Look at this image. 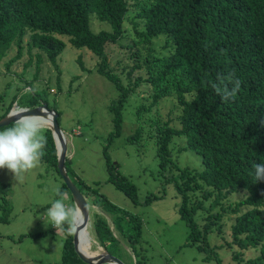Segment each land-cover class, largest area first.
I'll list each match as a JSON object with an SVG mask.
<instances>
[{"label":"trees","instance_id":"1","mask_svg":"<svg viewBox=\"0 0 264 264\" xmlns=\"http://www.w3.org/2000/svg\"><path fill=\"white\" fill-rule=\"evenodd\" d=\"M127 21L132 27V38L125 34ZM103 22L110 28H101ZM96 23L102 26L95 28ZM27 32L28 51L32 46L44 51L58 70L56 58L65 47V39L98 57L97 63L91 65L118 90L117 98L109 105L113 123L110 141L121 132L122 111L129 95L142 84H150V103L141 102L134 113L157 125L155 141L160 171L161 167L163 171L169 168L168 174L163 176L164 183L171 184L179 198L178 214L188 227V242L196 244L201 238L198 248L207 251L208 247L213 264H223L217 252L221 245L211 247L207 236L214 229L223 230L221 219L225 212L231 211L235 215L230 225L232 240L225 245L232 250L236 264H264V180L256 181L254 174L255 165L264 163V0H0V57L12 43L18 49L17 55L4 63L7 70L22 55ZM122 40L131 41L125 44L130 52L135 48L131 52L133 65L127 63L128 60H117L114 64L109 60L107 44ZM158 42H162L160 48H157ZM142 47L147 48L145 53ZM36 55L33 80L38 77L42 57L40 53ZM76 60L81 69L86 70L82 54ZM30 64L29 58L25 67ZM117 68L126 71L129 78L126 84L116 72ZM60 73L58 71L56 79L58 84ZM235 80L240 81L239 92L234 99L223 100L213 85L231 89ZM26 82L27 86L32 85V80ZM37 94L46 96L44 88ZM169 95L178 102L177 124L170 125L168 120L161 122L155 114H144ZM41 103H47L58 113L60 123V111L48 100ZM10 108L11 104L0 118ZM141 130V126L136 127L127 141L139 142L143 137ZM44 134L47 143L40 161L63 180L57 167V149L51 129L45 127ZM175 138L184 140L178 150L189 149L201 156L202 169L182 167L176 175L172 173V168L179 167L169 147ZM107 149L105 153L109 158ZM65 167L88 205V195L95 198L92 207H88L85 233L88 229L93 236L91 240L87 233L89 240L107 251L105 245H120L121 235L125 244L135 246L143 232L139 214L130 213L108 200L97 187L90 188L75 174L68 157ZM117 167V163L109 162L108 181L133 204H139L135 184L119 175ZM58 189L70 194L63 181ZM239 191H245L241 199L234 204H223ZM164 194H148L144 204L151 205ZM56 198H59L57 194ZM3 200L7 199L2 197ZM70 200L73 204L72 197ZM242 205L248 207L239 212ZM199 212L204 221L201 226L195 217ZM0 218L4 220L6 215ZM110 220L116 231L109 228L107 221ZM123 248L131 262L129 251L124 245ZM249 248L258 253L244 259L243 251ZM61 257L63 264H88L75 251L72 233L64 239Z\"/></svg>","mask_w":264,"mask_h":264},{"label":"rangeland","instance_id":"2","mask_svg":"<svg viewBox=\"0 0 264 264\" xmlns=\"http://www.w3.org/2000/svg\"><path fill=\"white\" fill-rule=\"evenodd\" d=\"M100 26L102 25L99 23L94 25L95 28ZM108 26V23L103 22L101 28L109 29ZM125 27L128 31L125 34L130 38L134 37L130 22H125ZM28 39L29 32L23 38L22 55L10 64L8 70L4 63L17 55V45L12 43L0 57V116L10 104L15 110L20 108L18 106L40 104L41 100H48L49 104L60 111L59 125L67 143L66 157L71 160L75 174L90 185V188L97 187L99 193L108 200L129 210L130 213L139 214L142 219V236L135 246L129 242L125 244V239L119 235L120 245H105L107 251L118 255L125 264H213L214 259H211L212 254L208 247L205 251L197 246L201 238L196 244L188 242V227L178 214L179 198L173 186L164 183L163 176L168 174L169 168L163 171L161 167L162 172L160 171V158L157 156L155 141L158 134L157 125L154 121H145L144 116L138 117L134 113L141 102L150 103L148 93L152 91L151 85L142 84L135 93L129 95L122 111L121 132L110 141L113 123L109 105L117 98L118 90L111 81L97 73L95 65H91L97 63L98 57L87 48L74 47L65 39V47L56 58L58 70L44 51L33 46L28 51L25 44ZM128 42L131 41L122 40L107 44L106 51L109 53L111 64L117 60H128L127 63L133 65L131 52L135 51V48L130 52L125 46ZM120 43L124 44L120 46ZM161 43H157V48L161 47ZM146 51L147 48L142 49V53ZM37 53L42 57L38 77L33 80ZM79 54H82L86 70L81 69L76 60ZM29 58L31 64L25 67ZM58 71H61L60 84L56 80ZM116 72L126 84L129 80L126 71L117 68ZM136 72L138 75V71ZM26 80H32L30 87L27 86ZM43 88L45 97L37 94ZM177 105L178 102L173 96H164L151 108V112L144 114H155V118H159L161 122L168 120L170 125H174L177 124ZM13 125L1 127L0 130ZM138 126L142 127V139L137 143L128 142L127 137ZM42 134L45 135L44 130ZM182 143L184 144L183 139L175 138L174 143L169 145L172 159L179 166L172 168V173L176 175L182 167L202 169L200 155L189 149L178 150L179 144ZM106 147L109 158L106 157ZM108 159L109 162L118 164L119 175L135 184L139 204H133L129 197L108 181ZM62 181L54 169L41 161L34 169L20 176H14L7 168L0 169V216L6 215L4 220L0 218V264H63L62 249L68 232L55 229L45 215L50 204L58 199L57 189ZM162 192H165L163 198L151 205L144 204L148 194ZM66 194V201L71 204L70 194ZM244 195L245 191H239L231 195L230 201L223 204H234ZM2 197L8 202L2 201ZM87 198L92 207L95 198L93 195H88ZM247 207L242 205L239 212ZM201 216L202 212L195 216L200 226L204 222ZM234 216L231 211L225 212L221 219L223 230L218 232L214 229L207 236L211 247L221 245L217 252L223 264H236L232 250L225 245L232 240L230 225L234 223ZM110 217L112 218L111 215ZM107 222L111 231H116L111 220ZM87 233L92 240V233L88 229ZM121 244L129 251L131 262L126 258L127 253ZM92 246V249L98 250L94 242ZM100 248L102 250L99 253L106 251L103 247ZM257 253L254 248H249L243 251V257L250 259Z\"/></svg>","mask_w":264,"mask_h":264},{"label":"clouds","instance_id":"3","mask_svg":"<svg viewBox=\"0 0 264 264\" xmlns=\"http://www.w3.org/2000/svg\"><path fill=\"white\" fill-rule=\"evenodd\" d=\"M213 87L222 99L227 101L234 99L239 92L240 81L235 80L231 89L226 86L222 89L217 85H213ZM22 111L23 109H15L10 113V116H19V118L16 119L12 127L0 130V169L7 168L14 176H20L39 164L47 143V138L42 132L50 123L47 116L19 115ZM254 174L256 181L264 180V163L255 165ZM57 195L59 198L52 202L45 213L49 224L55 229H61L70 234L74 233L84 212L78 204H72L71 200V204L67 203L66 193L57 189ZM85 207L91 206L86 205Z\"/></svg>","mask_w":264,"mask_h":264},{"label":"water","instance_id":"4","mask_svg":"<svg viewBox=\"0 0 264 264\" xmlns=\"http://www.w3.org/2000/svg\"><path fill=\"white\" fill-rule=\"evenodd\" d=\"M14 106L11 107V109L8 111V113L0 118V128L3 126H7L10 123H15L16 119L19 118V116H10V113H12ZM20 109V108H19ZM22 112L19 113V115H25V116H47L50 123L48 124L49 128L51 129L53 139L55 141V146L57 149V167L58 171L63 179V182L67 186L71 197L73 199V204H78L82 211L84 212V215L82 219L78 222L77 230L73 233V244L75 251L78 253L80 258L88 263V264H124L122 260H120L118 257L112 255L111 253L107 251H103L97 254H87L85 251H83L80 248V240L82 236H80V232L82 231L84 236H87V233H85V228L88 225V218H89V210L88 207H85L88 205L84 195L82 192L77 188V186L74 184V182L69 177L66 167H65V160H66V154H67V143L66 139L64 137L63 130L59 126V123L57 122L58 113L55 112L53 109L49 108L47 103H41L40 105L34 106V107H24Z\"/></svg>","mask_w":264,"mask_h":264},{"label":"bare ground","instance_id":"5","mask_svg":"<svg viewBox=\"0 0 264 264\" xmlns=\"http://www.w3.org/2000/svg\"><path fill=\"white\" fill-rule=\"evenodd\" d=\"M80 236H82V238L80 240V243H81L80 248L83 251H85L87 254H96L97 252L102 250L100 247L97 248L98 250L92 249L93 242L90 241L89 239H87V237L84 236L82 231L80 232Z\"/></svg>","mask_w":264,"mask_h":264}]
</instances>
